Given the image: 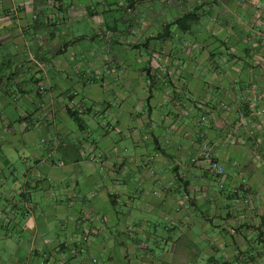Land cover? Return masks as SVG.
<instances>
[{
  "label": "crops",
  "instance_id": "crops-1",
  "mask_svg": "<svg viewBox=\"0 0 264 264\" xmlns=\"http://www.w3.org/2000/svg\"><path fill=\"white\" fill-rule=\"evenodd\" d=\"M198 5L188 32L150 38ZM7 44L0 264H264V0H0ZM234 181L252 195L236 220Z\"/></svg>",
  "mask_w": 264,
  "mask_h": 264
},
{
  "label": "rangeland",
  "instance_id": "rangeland-1",
  "mask_svg": "<svg viewBox=\"0 0 264 264\" xmlns=\"http://www.w3.org/2000/svg\"><path fill=\"white\" fill-rule=\"evenodd\" d=\"M175 41H176V39H174V40H172V43L173 44H175ZM193 41H197L198 42V39H193ZM196 43V42H195ZM195 43H193V44H195ZM86 45L87 44V42L86 43H83V42H80L79 43V45L81 46V48H84L83 47V45ZM95 45V48H97L96 46H97V44L96 43H93L92 44V46H94ZM5 46V45H4ZM194 46V45H193ZM236 52H237V50L236 49H234ZM105 51L106 52H113L114 51V49H110V48H107V49H105ZM221 51H222V49H221ZM234 51V54L236 53ZM7 52H10V53H14V52H16V50H15V48H13L12 46H11V44H7L4 48H2V46L0 47V59L2 60V61H0V70H1V62L3 63V58L5 57V59H4V61L6 60V57H7ZM97 67L98 66H96V67H94V68H96V70H97ZM122 71H124V67L122 66V69H120V72H122ZM0 74H1V71H0ZM12 91V90H11ZM13 93V92H12ZM13 95V94H12ZM2 96H1V89H0V100L2 99L1 98ZM15 100H16V98H15ZM17 101V100H16ZM2 116H7L8 117V119H10V120H13V119H15L17 116H18V114L15 112V110L12 108V106H10V105H6L5 106V109H4V113L2 114ZM58 117V119L60 120V121H63V119H62V117L61 116H57ZM67 119V118H66ZM66 123H65V126L66 127H68L70 130H71V132L72 133H74V130L76 129V124H75V122L72 120V119H67V120H64ZM39 132V131H38ZM48 132L50 133L51 132V129L50 128H48ZM40 133L42 134L43 132H41L40 131ZM145 135V134H144ZM69 136H73V134H70ZM37 137H38V134H37ZM227 140H231V134L230 133H227V135H226V137H225ZM224 140V142H226L227 140ZM1 149V148H0ZM2 150V149H1ZM212 146L211 145H208L207 143H206V141L204 140V141H202V144H201V150H200V152H199V159H201V160H203V162H204V164H205V170L208 172V173H210L211 175V177H213V179L212 178H209V182H213V181H215L214 179H216L217 181V184L218 185H222V183L224 182V178H225V169H224V166L222 165V164H220L216 159H215V157L213 156V152H212ZM83 151V153L81 152V154L82 155H84L85 153H86V150H82ZM9 159H11V163H12V165H13V167L16 169V170H18V172H20L21 171V165H22V173H23V167H24V165H23V163H21V161L20 160H18L17 159V155L15 154V153H12V152H10V154H9ZM195 159L194 158H192L191 159V162L192 161H194ZM208 161H215L216 163H218L220 166H221V168H222V172L221 173H216V172H213V171H211L210 170V168L208 167ZM31 163L32 162H30L29 163V165H31ZM5 171H6V169H5ZM5 171H2V175L4 176V177H6V172ZM189 175H188V173L186 172V173H184L183 174V177H188ZM7 178V177H6ZM241 185V183H239V184H237V181L235 182H233L232 183V189H233V191H230V193H225L226 195V197L224 196L223 198H222V200H223V202L224 201H226V199L227 200H230V201H232V203H234V206L233 207H231L230 209H228V211H230L231 213H229L230 215H231V218H234L235 220L236 219H238L242 214H244V211H243V209H245V208H247V209H251V203H252V195L251 194H249V193H243L242 191L241 192H238V190H239V186ZM242 186V185H241ZM242 189V188H241ZM235 194V195H234ZM229 196V197H228ZM230 207V206H229ZM214 211H216V209L214 208V209H212V211H211V213H213ZM226 211H227V209L226 208H224V209H220V212H221V216L224 218V216H225V213H226ZM25 213H27V212H25ZM24 213V214H25ZM189 213L191 214V215H194V213H193V210H191V209H189ZM28 214V213H27ZM190 214H188V216L190 215ZM26 215V214H25ZM19 217H21V215L19 216ZM201 217V216H200ZM213 220V219H212ZM214 221V220H213ZM203 222V227H205V220H203L202 221ZM214 222H216V220L214 221ZM202 227V228H203ZM231 227V226H230ZM230 230H232L233 231V228H231ZM234 230H236V229H234ZM94 232V231H93ZM171 232H172V234L173 235H177L178 234V230H177V228H172L171 227ZM234 232V231H233ZM0 233H2V231L0 230ZM156 243H158V242H156ZM2 251H3V249H2Z\"/></svg>",
  "mask_w": 264,
  "mask_h": 264
},
{
  "label": "trees",
  "instance_id": "trees-1",
  "mask_svg": "<svg viewBox=\"0 0 264 264\" xmlns=\"http://www.w3.org/2000/svg\"><path fill=\"white\" fill-rule=\"evenodd\" d=\"M201 5V4H200ZM200 5L198 6H192V7H188L187 10L181 12L180 14H178L177 16H175L172 20H170L169 22H167L166 24H164L161 27V30L159 32H157L155 35L151 36V39H160V40H164L165 38L169 37L171 34L170 31V26H173L174 28H176L178 31L180 32H188L192 26H194L195 24L198 23L200 17H201V13L198 10L200 8ZM5 91L3 90V93ZM151 94L150 92H148L147 96H146V118H149V104H148V100L150 98ZM72 96H66V100H70ZM88 111L89 108H86ZM66 112L67 115L76 123V125L78 127L81 126V119L79 117V111L78 109H69L66 108ZM82 113H86L85 110H83ZM173 172H174V177L176 178V169L173 168ZM260 222L264 224V218H260ZM258 234H260L261 230H260V226H251Z\"/></svg>",
  "mask_w": 264,
  "mask_h": 264
},
{
  "label": "built area",
  "instance_id": "built-area-1",
  "mask_svg": "<svg viewBox=\"0 0 264 264\" xmlns=\"http://www.w3.org/2000/svg\"><path fill=\"white\" fill-rule=\"evenodd\" d=\"M60 163L61 162H59V164ZM208 167L213 172H216V173H221L222 172L221 166L218 163H216L215 161H208Z\"/></svg>",
  "mask_w": 264,
  "mask_h": 264
}]
</instances>
